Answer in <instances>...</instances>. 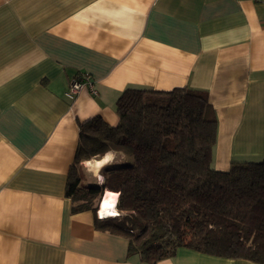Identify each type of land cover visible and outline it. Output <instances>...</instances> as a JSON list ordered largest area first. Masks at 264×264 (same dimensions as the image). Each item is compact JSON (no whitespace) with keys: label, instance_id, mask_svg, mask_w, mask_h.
<instances>
[{"label":"crops","instance_id":"obj_1","mask_svg":"<svg viewBox=\"0 0 264 264\" xmlns=\"http://www.w3.org/2000/svg\"><path fill=\"white\" fill-rule=\"evenodd\" d=\"M80 72L96 93L70 99ZM128 87L206 91L213 167L263 160L264 0H0V264H144L66 194L79 123L116 126ZM156 264L260 263L180 247Z\"/></svg>","mask_w":264,"mask_h":264},{"label":"trees","instance_id":"obj_2","mask_svg":"<svg viewBox=\"0 0 264 264\" xmlns=\"http://www.w3.org/2000/svg\"><path fill=\"white\" fill-rule=\"evenodd\" d=\"M116 110V126L101 116L79 123L66 186L72 210L91 209L95 226L126 237L144 264L180 247L264 264V159L213 167L218 122L207 92L128 87ZM109 151L124 158L101 167V185L85 182L82 162ZM105 190L118 193L119 213L99 218Z\"/></svg>","mask_w":264,"mask_h":264},{"label":"bare ground","instance_id":"obj_3","mask_svg":"<svg viewBox=\"0 0 264 264\" xmlns=\"http://www.w3.org/2000/svg\"><path fill=\"white\" fill-rule=\"evenodd\" d=\"M110 155L111 152H108L101 159H95L93 162L88 163L89 165L87 170L90 172L92 171L95 172L97 168H99L104 163L110 160ZM96 177L98 179L103 178L99 172L96 173ZM117 197H118V193L113 192L111 190H105L99 205V214L101 215L102 218L112 217L117 215L116 212Z\"/></svg>","mask_w":264,"mask_h":264},{"label":"built area","instance_id":"obj_4","mask_svg":"<svg viewBox=\"0 0 264 264\" xmlns=\"http://www.w3.org/2000/svg\"><path fill=\"white\" fill-rule=\"evenodd\" d=\"M89 86L91 91L93 93H96L94 88H93V79L92 77L85 72H80L75 77H73L69 83L68 90L66 91V96L70 99L75 98V96L81 91V89L85 86ZM117 214L119 213L116 210ZM97 215L99 218H102L101 215L99 214V208L97 210Z\"/></svg>","mask_w":264,"mask_h":264},{"label":"rangeland","instance_id":"obj_5","mask_svg":"<svg viewBox=\"0 0 264 264\" xmlns=\"http://www.w3.org/2000/svg\"><path fill=\"white\" fill-rule=\"evenodd\" d=\"M115 156H116V153H115ZM110 158H111V155H110ZM113 161H120L119 160V154H117V158L115 159V160H113ZM90 162H93V161H86V162H84L82 165H83V171H84V173H85V182H92V183H97V184H100L101 185V183H102V181H103V178H97L96 177V173L98 172V170H99V168L100 167H102V166H100L99 168H97V170L95 171V173H94V176L92 175V172H90V171H88L87 170V168H88V163H90ZM108 162V161H107ZM105 164V163H104ZM103 164V165H104ZM102 175V174H101ZM103 177V176H102Z\"/></svg>","mask_w":264,"mask_h":264},{"label":"water","instance_id":"obj_6","mask_svg":"<svg viewBox=\"0 0 264 264\" xmlns=\"http://www.w3.org/2000/svg\"><path fill=\"white\" fill-rule=\"evenodd\" d=\"M104 192H105V191H104ZM104 192H103V193H104ZM102 195H103V194H102ZM101 199H102V196H101V198H100V200H99V203H98V208H99V205H100V201H101Z\"/></svg>","mask_w":264,"mask_h":264}]
</instances>
